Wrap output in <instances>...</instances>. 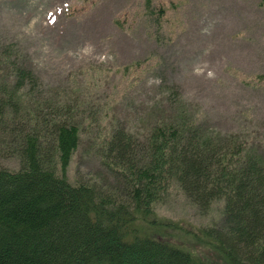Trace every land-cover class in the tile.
Masks as SVG:
<instances>
[{
    "label": "trees",
    "instance_id": "16d2710c",
    "mask_svg": "<svg viewBox=\"0 0 264 264\" xmlns=\"http://www.w3.org/2000/svg\"><path fill=\"white\" fill-rule=\"evenodd\" d=\"M145 11L161 21L167 6L145 0ZM10 66V84L0 85L9 140L0 156H16L20 167L0 163V264H264L262 153L202 119H160L145 139L123 126L103 139L109 189L73 182L67 170L82 139L73 106L32 103L38 77L31 66ZM174 181L202 213L222 201V221L190 229L159 220L154 206Z\"/></svg>",
    "mask_w": 264,
    "mask_h": 264
},
{
    "label": "rangeland",
    "instance_id": "374dc122",
    "mask_svg": "<svg viewBox=\"0 0 264 264\" xmlns=\"http://www.w3.org/2000/svg\"><path fill=\"white\" fill-rule=\"evenodd\" d=\"M154 3L167 6L161 21L145 0H0V85L10 84V64L31 66L39 80L32 103H71L82 138L67 170L73 182L109 189L103 139L116 126L145 139L160 119H202L264 155V81L256 78L264 75V0ZM6 125L0 119L5 146ZM0 163L20 167L16 156ZM223 206L202 213L174 181L154 210L199 229L219 224Z\"/></svg>",
    "mask_w": 264,
    "mask_h": 264
}]
</instances>
